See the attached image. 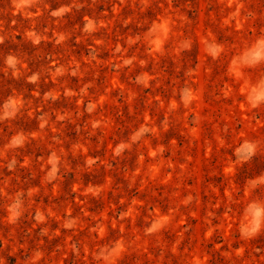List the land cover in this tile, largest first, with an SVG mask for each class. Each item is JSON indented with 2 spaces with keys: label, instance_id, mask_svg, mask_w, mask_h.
<instances>
[{
  "label": "rangeland",
  "instance_id": "1",
  "mask_svg": "<svg viewBox=\"0 0 264 264\" xmlns=\"http://www.w3.org/2000/svg\"><path fill=\"white\" fill-rule=\"evenodd\" d=\"M262 91L264 0H0V264H264Z\"/></svg>",
  "mask_w": 264,
  "mask_h": 264
},
{
  "label": "clouds",
  "instance_id": "2",
  "mask_svg": "<svg viewBox=\"0 0 264 264\" xmlns=\"http://www.w3.org/2000/svg\"><path fill=\"white\" fill-rule=\"evenodd\" d=\"M87 27L90 29L91 22L87 25ZM8 63L11 65L13 64V61L9 59ZM36 79L35 76L32 77V80L34 81ZM261 101H264V91H262L259 94H256L254 96L249 97V103L252 107H256L258 103ZM141 131H147V129H141ZM16 143H19V141H15ZM248 154L251 155L253 151V146L251 145H246ZM119 151V150H118ZM247 158V157H245ZM50 163L53 164L52 172L49 173V178H51L55 172H56V167H55V157L50 160ZM14 208L17 207L16 205L13 206ZM18 213L13 212V215H17ZM40 217H38L39 219ZM261 220H262V210L260 208H254L250 211V216H249V221H248V226L246 229L243 230L242 235L246 237H250L254 235L261 227Z\"/></svg>",
  "mask_w": 264,
  "mask_h": 264
}]
</instances>
